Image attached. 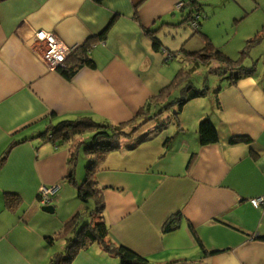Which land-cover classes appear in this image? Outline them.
Instances as JSON below:
<instances>
[{
    "label": "crops",
    "instance_id": "0c3cea01",
    "mask_svg": "<svg viewBox=\"0 0 264 264\" xmlns=\"http://www.w3.org/2000/svg\"><path fill=\"white\" fill-rule=\"evenodd\" d=\"M217 1L216 8L231 7L236 27L249 32L243 40L264 25V0ZM192 2L209 17V0H0V161L5 159L0 264H48L66 250V238L47 243L48 238L93 202L83 203L68 179L72 144L48 142L45 134L62 121L83 117L129 123L159 99L174 61H166L169 52L155 49L152 35L172 53L186 43L187 52L201 48L200 41L190 46L193 34L181 33L190 28L184 20ZM180 3L185 8L179 11ZM206 23L201 32L207 35ZM41 31L69 47L95 40L89 52L95 67L84 66L72 79L48 70L32 50ZM259 47L244 61L255 67L253 76L231 83L218 75L205 77L209 68L200 67L191 80L198 88L208 80L207 96L189 102L178 117L167 113L165 126L161 121L144 126L105 158L97 182L109 241L151 264H264V203L252 204L264 198V48ZM208 118L219 142L203 147L198 128ZM240 138L247 141L233 142ZM82 150L75 165L79 184L85 179ZM56 186L54 213L48 214L41 189ZM8 194L17 198L12 207ZM173 215L180 216V226L164 234ZM71 264H120V259L95 244Z\"/></svg>",
    "mask_w": 264,
    "mask_h": 264
},
{
    "label": "trees",
    "instance_id": "16d2710c",
    "mask_svg": "<svg viewBox=\"0 0 264 264\" xmlns=\"http://www.w3.org/2000/svg\"><path fill=\"white\" fill-rule=\"evenodd\" d=\"M99 2L102 0H98ZM189 8L187 20L194 19L193 14H200L203 11L202 7L196 3L192 2L187 6ZM203 13V12H202ZM204 18L200 16L199 24L200 29L198 34H201L205 39V47L203 53L200 55V61L191 65L189 70L186 69V75L189 76L194 74L195 71L202 66H207L211 62V59H216L219 65H224L226 69V76H223V72L213 70L216 68L209 67L208 75L214 74L228 79L231 83H236L239 79L243 77L253 76L255 74V67H247L244 64V59L250 56L251 51L264 42V25L261 29L247 41L245 50L241 54V58L233 61L228 55H226L220 48H217L212 43L209 36L201 32V23ZM187 22V21H186ZM153 44L157 51H166L171 54L170 50H165L163 43L152 35ZM105 34L98 37V40H104ZM93 42L86 43L84 46L80 47L79 50L68 58L66 69H59L67 79H72L78 71L84 66H89L91 68L95 67V63L90 59L89 52L94 44ZM208 52H205V51ZM184 55L191 56L193 52H185ZM247 56V57H245ZM183 75L182 71H178L176 74L177 79L181 78ZM192 79V78H191ZM191 79H187L185 85L178 91V96H171V102L169 99L160 105L156 103L159 99H155L154 102L149 103L145 110H142L137 118L129 123L125 124H111V123H98L89 117L79 118L73 121H62L58 125L50 128L45 134L44 139L48 142L55 144H67L75 140L76 138L83 137L85 135H90V142L82 141V147L87 158L88 164L86 166V174L84 181L79 184L75 180V165H77V153H72L70 163L72 165L71 173L69 175V180L71 183L77 186L78 198L85 204H90L93 202V209H87L86 213H79L73 219L68 221L63 228L54 235L48 238L49 243H54L60 238H66L67 247L62 253L55 254V256L50 260L48 264H71L77 255L89 246L98 244L105 249L109 254L114 255L120 259V264H151L146 258H143L133 251L129 250L123 246H116L111 241H109V228L104 221V210H105V200L102 193L98 187L97 173L101 165L103 164L105 158L114 151H117L121 147V142L125 139L133 137L138 131L144 127L145 123L149 119H153L157 115H164L165 112L169 113L174 111V116L182 112L185 106L197 98L205 97L210 92V87L208 85V80L204 81V86L198 88ZM176 82V81H175ZM171 82V88L174 83ZM168 88H166L167 90ZM219 92L220 89H215L214 95L216 97L217 105L220 106L219 102ZM164 98V97H163ZM167 98V97H166ZM155 104L156 113H152L151 108ZM169 108V110H168ZM200 145L210 146L217 144L219 142V132L214 125V123L208 118L204 119L198 128ZM143 136L142 142L145 141ZM247 141L246 139H237L233 142ZM169 144V138L166 141ZM5 162V159L0 161V166ZM16 195H7V205L12 207L15 205ZM89 206V205H88ZM180 216L173 215L164 225L163 233L168 234L176 231L180 226ZM264 241V238H261ZM203 246V245H202Z\"/></svg>",
    "mask_w": 264,
    "mask_h": 264
},
{
    "label": "rangeland",
    "instance_id": "374dc122",
    "mask_svg": "<svg viewBox=\"0 0 264 264\" xmlns=\"http://www.w3.org/2000/svg\"><path fill=\"white\" fill-rule=\"evenodd\" d=\"M218 1L217 0H209V5L210 6H206V12L208 11L209 12V17L207 18L206 15H204V13H202L203 11L200 12V14H193L194 16V19L191 20H187V18H185V23L190 25V28H187V31L186 32H181L182 34H189L192 35L193 39L196 38V40L192 41L191 43V47L192 45L194 46H198L197 45V42H201V48L200 46H198L197 48H195L196 50H193V55H191L190 57L187 56V55H184V51L186 52L187 51V46L188 44H184L178 51L174 52V53H171V54H168L167 55V58H166V61H174L172 62L170 65L171 68L168 70L169 72V85L166 86L165 88H163L160 92H159V96H162L161 97V100L163 99V101L166 100V97L167 99H169V101L171 102V99L173 98H168V97H171L172 95L174 96L175 93H178L179 90H181V88L185 85V82L186 80L189 78L191 79L193 77L194 74H191L189 76H187L186 74V69L189 70L191 68V65H193L194 63H196L197 61L199 62L200 61V55L201 53H203V49L205 47V39L202 38L203 36L201 34H198V31L200 29V24H199V19H200V16L203 17L204 19L202 21H205L207 22L206 23V26L208 27L209 31H208V36L209 38L211 39L212 43L214 44L215 47L217 48H221L222 51L227 55L228 53H231L232 56H229L233 61L239 59V57L241 56L242 52L245 50V41H248L250 40L252 37H254V34L253 36L248 39V40H243L244 37H246L247 33H249L247 30L243 29L240 25L239 27H236V23H235V16L233 15V9L231 7H226L224 8V6H220V8L222 10H220V8H216V4ZM184 3H180L177 5L176 9L177 10H183V8H185L184 6ZM188 8V7H187ZM203 10V9H202ZM219 10V11H217ZM215 12V13H214ZM218 13V14H217ZM223 16H226L225 20L221 17ZM187 21V22H186ZM252 33V32H250ZM202 40V41H201ZM262 45V49L264 48V42H262L261 44H259L258 46H256L253 50H257L258 48H260L259 46ZM93 48V47H92ZM91 48V49H92ZM199 48V49H198ZM190 49V47H189ZM91 51V50H90ZM191 52V53H192ZM205 52H208L207 50ZM252 52V51H251ZM260 52V51H259ZM255 58L260 57V53H255ZM229 55V54H228ZM247 57V56H245ZM251 56L245 58L243 61L249 59ZM241 58V57H240ZM69 60H66L65 61V65H67V62ZM182 62L183 63V66L184 64H186L185 68H181L180 67H183L182 64L180 63ZM212 67V68H216V69H213V70H217V72L221 71L223 72V76H226V72L225 70H228L225 68V66L222 64V65H219L218 62L216 61V59H211V62L207 64V66H202L201 68H209V67ZM167 70V69H165ZM178 70L182 71L183 75H181L180 77L181 78H178L177 79V72ZM207 72H209V69L207 70ZM215 77L214 74H211V75H208V73L205 74V77ZM201 71H199V73H197L195 76H194V82L197 83L198 82V78L201 79ZM222 77V75H221ZM204 77L202 78L201 81H204ZM172 81H176L174 83V85L169 88V86H171V82ZM200 83V82H198ZM198 85V84H197ZM202 87V86H201ZM166 88H168L166 90ZM179 95V94H177ZM175 95V96H177ZM158 96V97H159ZM164 97V98H163ZM165 99V100H164ZM169 110V108H168ZM169 114V113H168ZM174 114V113H171V115ZM165 116H167V112H165L164 115H157L155 116L153 119H149L144 126L146 125H150V123H154L155 121L157 122L158 121V124H160L159 121H161V123H164V126L166 125V123L169 124V120H167L165 118ZM165 118V119H164ZM164 119V120H163ZM143 128V127H142ZM140 134V133H138ZM90 138L91 136L90 135H85L83 136V141L84 142H90ZM82 137H79V138H76L75 140H73L72 142H70L72 145H71V151L72 152H75L77 153V150L79 147H82ZM122 145V144H121ZM121 149V147H120ZM84 152V150H82ZM80 164L82 165V167L84 166V172L86 174V166L88 164V161H87V158H85L83 155H82V160L80 159ZM99 171V170H98ZM84 174V175H85ZM97 178V177H96ZM54 188V187H53ZM57 189L58 187L56 186L55 187V191L54 192H51V193H54L53 196L56 194L57 192ZM51 195V194H50ZM48 195V196H50ZM50 196L48 198V206L49 207H54L52 204L56 201V197L54 196ZM42 201V197L40 199ZM54 201V202H52ZM93 205V203H92ZM92 205L91 206H88L90 209H93L92 208ZM43 207H46V204H43ZM50 214V213H48ZM48 243V241H47ZM54 257V256H53Z\"/></svg>",
    "mask_w": 264,
    "mask_h": 264
},
{
    "label": "built area",
    "instance_id": "2783aa9c",
    "mask_svg": "<svg viewBox=\"0 0 264 264\" xmlns=\"http://www.w3.org/2000/svg\"><path fill=\"white\" fill-rule=\"evenodd\" d=\"M184 6V5H183ZM200 20V19H199ZM32 50L36 54L39 61L50 71L66 69L65 61L76 53L78 47H69L58 40V38L48 32L41 31L35 36ZM75 52V53H74ZM74 53V54H73ZM55 187L41 189L42 204H48V198L53 196ZM51 194V195H50ZM50 195V196H48ZM264 203V198L253 200L252 204L259 207Z\"/></svg>",
    "mask_w": 264,
    "mask_h": 264
},
{
    "label": "water",
    "instance_id": "95a60500",
    "mask_svg": "<svg viewBox=\"0 0 264 264\" xmlns=\"http://www.w3.org/2000/svg\"><path fill=\"white\" fill-rule=\"evenodd\" d=\"M42 210L44 212H46V213H50V214L54 213V208L53 207L46 206V207H43Z\"/></svg>",
    "mask_w": 264,
    "mask_h": 264
},
{
    "label": "bare ground",
    "instance_id": "6f19581e",
    "mask_svg": "<svg viewBox=\"0 0 264 264\" xmlns=\"http://www.w3.org/2000/svg\"><path fill=\"white\" fill-rule=\"evenodd\" d=\"M78 50H79V47H78ZM76 52H77V51H76ZM74 53H75V52H74ZM74 53H73V54H74ZM74 55H75V54H74Z\"/></svg>",
    "mask_w": 264,
    "mask_h": 264
}]
</instances>
